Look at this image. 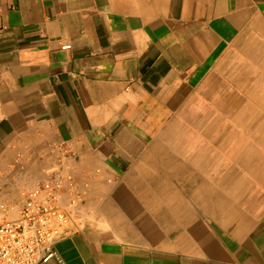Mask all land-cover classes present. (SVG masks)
<instances>
[{"label": "crops", "instance_id": "obj_1", "mask_svg": "<svg viewBox=\"0 0 264 264\" xmlns=\"http://www.w3.org/2000/svg\"><path fill=\"white\" fill-rule=\"evenodd\" d=\"M63 156L38 264H264V0H0V205Z\"/></svg>", "mask_w": 264, "mask_h": 264}, {"label": "built area", "instance_id": "obj_2", "mask_svg": "<svg viewBox=\"0 0 264 264\" xmlns=\"http://www.w3.org/2000/svg\"><path fill=\"white\" fill-rule=\"evenodd\" d=\"M70 47L69 44L63 48ZM59 158L49 175L27 193L17 216L0 221V264H38L57 256L54 244L80 224L78 208L85 200ZM1 209L8 215L7 206Z\"/></svg>", "mask_w": 264, "mask_h": 264}, {"label": "rangeland", "instance_id": "obj_3", "mask_svg": "<svg viewBox=\"0 0 264 264\" xmlns=\"http://www.w3.org/2000/svg\"><path fill=\"white\" fill-rule=\"evenodd\" d=\"M24 196V200H25V197H26V194L23 195ZM24 202V201H23ZM6 205V204H5ZM7 206V212H8V217L11 218V217H16L17 216V209L14 211L12 210L13 208H11L9 205H6ZM1 207V205H0ZM6 216V217H7ZM5 217V211H3L1 208H0V221H2V219Z\"/></svg>", "mask_w": 264, "mask_h": 264}]
</instances>
